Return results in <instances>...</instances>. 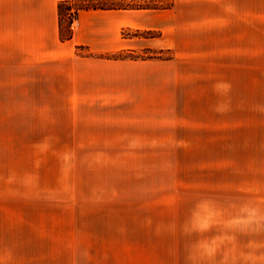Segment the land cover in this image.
Returning a JSON list of instances; mask_svg holds the SVG:
<instances>
[{
  "label": "rangeland",
  "instance_id": "rangeland-1",
  "mask_svg": "<svg viewBox=\"0 0 264 264\" xmlns=\"http://www.w3.org/2000/svg\"><path fill=\"white\" fill-rule=\"evenodd\" d=\"M136 32L143 31H122L126 38L136 37ZM135 45L132 56L173 58L171 50L144 49L138 41ZM78 53L90 55L83 48ZM261 54L260 71L237 79L262 86V98L256 101L264 111V0ZM169 68L164 101L153 86L135 84L125 93L118 85L117 100L160 102L159 108L105 103L90 110L89 115L100 120L96 141L90 139L87 125L74 123L76 110L17 109L10 106L17 104V92L8 86L0 92V183L7 194L3 208L0 202V264H50L58 259L44 251L48 240L41 236L65 227L61 206L29 205L12 197L28 167H36L47 180H52L53 171L67 170L71 182L81 184L69 190L71 197L118 198L109 206L118 212L81 215L80 221L89 217L131 224L133 235L126 239L132 240L134 258L143 254L148 264H238L239 218L252 211L254 203L253 173L245 171L252 164L253 140L243 125L253 119L255 106L245 103L244 109L231 108L227 116L212 117L205 107L206 90L222 78H207V86L182 88L179 105ZM72 88L65 85L68 94L44 92L34 99L76 100ZM102 89L101 101H110L104 97V83ZM121 198L130 200L124 204ZM108 232L118 233L113 228ZM101 255L98 261L105 260ZM122 258L111 251L106 261Z\"/></svg>",
  "mask_w": 264,
  "mask_h": 264
},
{
  "label": "crops",
  "instance_id": "crops-1",
  "mask_svg": "<svg viewBox=\"0 0 264 264\" xmlns=\"http://www.w3.org/2000/svg\"><path fill=\"white\" fill-rule=\"evenodd\" d=\"M60 1L0 0V92H5L7 86L17 92V104L10 106L76 110L74 123L87 125L93 134L90 139L96 141L100 120L89 115L90 110L105 103L143 109L162 105L117 100L118 85L125 87V93H131L135 84L153 86L161 94L159 101H164L166 69L170 67L173 93L180 105L182 88L207 86V78H216V82L222 78L221 83L211 84L206 90L209 97L205 107L211 110L212 117L227 116L231 108L244 109L245 103L251 108L255 106L253 119L243 125L245 134L253 140L252 164L245 166V171L253 173L254 203L252 211L239 218L237 260L238 264H264V111L261 101H256L262 98V86H247L237 79L261 69L263 0H156L168 2L170 7L80 11L72 27L73 38L64 42L59 33ZM130 28L155 32L157 36L124 37L122 31ZM135 41L144 49L171 50L173 58H98L101 54L132 52L137 48ZM82 48L90 55H80ZM246 62L249 68H245ZM103 83L107 93L104 97L110 101H101ZM65 85H72L71 96L76 100L34 99L44 92L68 94L63 90ZM46 86L51 87L47 90ZM26 169L22 186H17L12 197L17 196V200L29 205L57 203L63 209L59 215L66 221L65 227L41 236L48 240L44 251L59 259L49 261L50 264H110L106 257L111 251L123 257L112 264H148L143 254L140 258L132 255L134 245L126 239L133 235L131 224L98 222L89 217L80 221L81 215L118 212L109 207L117 204L118 198L71 197L69 190L81 184L71 182L67 170H55L50 175L52 180H47L36 167ZM6 197V186L0 183L2 208ZM120 200L127 204L130 199ZM72 205L78 207L71 208ZM112 228L118 233L111 235L108 231ZM98 254L105 260L98 261Z\"/></svg>",
  "mask_w": 264,
  "mask_h": 264
},
{
  "label": "trees",
  "instance_id": "trees-1",
  "mask_svg": "<svg viewBox=\"0 0 264 264\" xmlns=\"http://www.w3.org/2000/svg\"><path fill=\"white\" fill-rule=\"evenodd\" d=\"M170 5H164L156 0H62L58 3L59 33L61 41H68L73 38L74 31L72 22L77 20L80 11L85 10H144V9H167ZM124 35V34H123ZM136 37H156L157 34L150 31L136 32ZM152 51H147L149 53ZM98 58L111 60H171L161 56H132L131 52L120 51L113 54H101Z\"/></svg>",
  "mask_w": 264,
  "mask_h": 264
},
{
  "label": "built area",
  "instance_id": "built-area-1",
  "mask_svg": "<svg viewBox=\"0 0 264 264\" xmlns=\"http://www.w3.org/2000/svg\"><path fill=\"white\" fill-rule=\"evenodd\" d=\"M75 23H76V20H74V21L72 22V27L75 25Z\"/></svg>",
  "mask_w": 264,
  "mask_h": 264
}]
</instances>
